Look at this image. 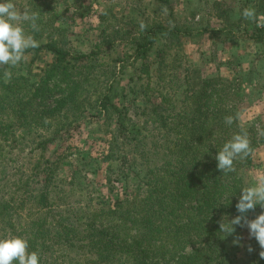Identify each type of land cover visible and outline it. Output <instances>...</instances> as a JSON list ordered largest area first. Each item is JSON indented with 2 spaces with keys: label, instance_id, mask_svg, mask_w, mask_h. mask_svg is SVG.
<instances>
[{
  "label": "trees",
  "instance_id": "trees-1",
  "mask_svg": "<svg viewBox=\"0 0 264 264\" xmlns=\"http://www.w3.org/2000/svg\"><path fill=\"white\" fill-rule=\"evenodd\" d=\"M224 1L217 0L215 5L221 10L218 17L228 30L166 28L176 51L182 49L184 37L207 33H227L264 43V27H258L255 21H245L243 15L236 18L235 8L224 9ZM256 2L261 7L258 15H264V0ZM162 30V25L154 24L131 38L134 59L118 66L123 73H132L129 80L132 84L121 89L123 105L116 99L115 80H110L102 69L96 73L99 59H103L100 46L96 45L90 52H75L65 46L68 34L61 25L58 42L51 38L26 52V55L41 51L52 53L54 63L46 70L47 76L42 82L13 74L10 82L5 83L4 69L0 68V134L9 133L17 122L14 116L19 120V116L27 115L26 108L32 105L37 108L38 103L52 98L53 106L39 110L44 118L58 116L60 122L70 113L77 118L87 109L104 111L111 121L115 118L116 127L111 128V124L107 130L112 138L105 157L119 164L114 179L107 174L108 189H113L114 182L121 180L124 189L127 188L124 181L129 174L125 172V165L133 167L138 159H144L148 165L151 155L155 159L172 157L160 167L164 175L159 184L143 177L139 186L134 189L130 186L133 191L114 203L104 199L103 190L98 189L99 198L103 197L96 211L80 208L77 213L72 210L74 214H69V202L57 206L50 199L64 181L60 175V157L52 161L46 156L47 148L56 137L64 129L69 130L70 126L59 124L51 137L37 143V148L46 152L41 155L35 172L16 184L23 194L19 197L13 192L7 195L0 192V235L13 233L27 238L29 250L39 251L40 264H229L228 235L220 232L219 223L223 218L231 220L239 215L236 204L242 187H246L241 171L251 165L253 158L250 155L234 161L236 171L224 173L217 168L216 155L240 131L239 118L231 126L224 122L225 116L238 114L240 90L233 81L218 75H197L195 83L187 74L175 77L178 73L170 69L169 63L176 59L167 62L172 47L169 40H159ZM181 57L175 64L177 68L181 67ZM100 63L106 66L107 62ZM52 81H55L53 85ZM88 84L97 89L92 98L88 97ZM244 127L254 152L264 143V135L257 138L253 128ZM150 129L155 130L154 136L149 134ZM147 140L152 142V147ZM75 182L71 180L70 184ZM66 191L63 193L68 195ZM39 211H44V215L36 217ZM261 211L264 209L256 205L247 216L253 219ZM48 214L52 217L50 221ZM44 216H47L45 222L40 221ZM238 230L249 233L247 227L236 225L235 231ZM252 240L251 264H264L259 256V244L255 238Z\"/></svg>",
  "mask_w": 264,
  "mask_h": 264
},
{
  "label": "rangeland",
  "instance_id": "rangeland-1",
  "mask_svg": "<svg viewBox=\"0 0 264 264\" xmlns=\"http://www.w3.org/2000/svg\"><path fill=\"white\" fill-rule=\"evenodd\" d=\"M215 1L217 0H15L18 8L27 6L39 13L37 23L40 31L33 33L38 42H45L51 38L58 42V26L61 25L68 34L65 46L75 49V52L94 51L96 45H99L103 57L99 61L107 63L106 66H102L96 61L100 65L96 73L102 69L104 74L110 76V80H115L118 94L116 99L121 105L125 104L121 89L132 84L129 82L132 73L130 72V75L128 72L123 73L118 66L134 59L131 38L141 32L140 21L147 27L154 24L162 25L164 30L160 31L159 40L171 42V55L167 62L176 59L175 62L169 63L170 69L178 73L175 77L187 74L193 77L195 83L197 75L199 77L218 75L224 80L233 81L234 86H238L240 90V99H236L239 122L249 129L253 128L259 138L262 136L260 133L264 132V43L231 37L227 33H207L200 37H184L182 49L176 51L173 37H169L166 31V28L172 27L181 30L203 27L228 30L224 21L218 17L221 10L216 8ZM248 1L225 0L224 9L235 8L236 18H240L248 4V7L254 8L259 14L261 7L257 5L256 0ZM153 50L154 57L157 47ZM26 56L27 60L11 69L12 73L23 74L32 82H42L41 79L47 76L46 70L54 63L52 53L41 51ZM179 56H182L181 67L177 68L175 64L178 63ZM183 80L184 78L182 83ZM53 83L55 81H52V85ZM87 88L88 97L92 98L97 89L89 84ZM54 104L51 98L45 103H38L37 108L33 105L26 108L29 115L19 116V120L14 116L17 122L12 125L9 133L0 134V192L5 195L13 192L19 197L23 194L18 191L16 184L35 172L41 155L46 152L42 153L41 149L37 148V143L51 137L59 124L70 126L69 130L64 129L59 138L56 137L57 140L47 148L46 156L52 161L60 157L58 163L64 181L57 191L54 190L50 199L57 206L69 202V214H74L72 210L77 213L80 208L86 212L96 211L103 196L112 203L118 198H125L128 192L133 191L129 187L134 189L139 186L143 177H146V180L151 179V183H160L164 175L162 174L164 170H160V167L166 164V160H172L171 156L155 159L151 155L148 165L144 163V159H138L134 168L125 165V172L129 174L128 180L124 181L127 188L124 189L121 180L114 182L113 189H108L107 174L114 179L119 164L112 163L105 157L109 152V142L112 138V134L107 130L111 124V128L116 127L115 118L111 121L106 112L99 113L93 109L83 111L77 118L70 113L60 122L58 116L44 118V114L39 110ZM154 132L155 130L150 129L149 134L154 136ZM151 141L147 140L148 146L152 147ZM128 157L132 158V154ZM252 158L251 165L241 171L246 186L253 182L255 172L264 171V143L255 148ZM150 170H154L155 173ZM74 179L76 182L70 184ZM89 181L93 188L88 186ZM98 189L104 192L100 198ZM63 190H67L69 196L64 194ZM41 215H44V211H39L36 217ZM45 217L47 216L40 221L45 222ZM47 220H52L51 214H48ZM236 236L241 237L239 244L233 243ZM226 244L229 264H251L253 251L249 252L247 248L251 245L253 249L254 244L247 231L238 230L228 235ZM258 248L260 249V246Z\"/></svg>",
  "mask_w": 264,
  "mask_h": 264
},
{
  "label": "clouds",
  "instance_id": "clouds-1",
  "mask_svg": "<svg viewBox=\"0 0 264 264\" xmlns=\"http://www.w3.org/2000/svg\"><path fill=\"white\" fill-rule=\"evenodd\" d=\"M242 15L247 20L257 23L258 27H264V15H258L252 7H246ZM39 13L29 7L18 8L15 0H0V68H3L5 83L12 78L11 69L16 68L21 62L27 60L26 52L29 49L39 47V42L33 33L40 31L37 23ZM147 25L140 21V30H145ZM239 114L227 115L224 122L231 126ZM240 131L234 133L216 155L217 168L224 173L236 171L234 161L244 160L253 154V148L249 135L244 125H239ZM264 135V132L260 133ZM256 205L264 209V171L254 173L253 182L242 187L236 204L239 215L231 220L223 218L219 223L220 232L224 236L235 232V226L247 227L249 237L255 238L260 246L259 256L264 259V211H261L253 219H249L247 213L255 210ZM240 236L233 240L239 244ZM247 250L252 252V246L248 245ZM0 264H40V253L37 250H29L27 238L21 235L7 233L0 235Z\"/></svg>",
  "mask_w": 264,
  "mask_h": 264
}]
</instances>
